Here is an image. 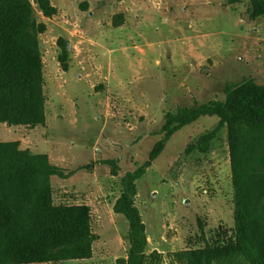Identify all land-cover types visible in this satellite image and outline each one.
Instances as JSON below:
<instances>
[{"label": "rangeland", "instance_id": "1", "mask_svg": "<svg viewBox=\"0 0 264 264\" xmlns=\"http://www.w3.org/2000/svg\"><path fill=\"white\" fill-rule=\"evenodd\" d=\"M52 2V18L36 10L47 24L41 48L49 125L36 127V140L25 135V144L66 168L67 177L51 178L54 200L88 204L97 239L89 259L43 264H116L129 248L128 220L113 210L122 176L149 159L167 111L223 100L227 84L244 78L264 85V16L251 17V0ZM118 14L123 24L115 27ZM60 37L70 42L67 71L58 61ZM218 120L201 116L183 126L137 180L148 250L163 252L166 264L173 252L234 228L227 130L209 153L186 154ZM3 126L1 139L30 133L5 135ZM107 159L117 160L118 175Z\"/></svg>", "mask_w": 264, "mask_h": 264}, {"label": "trees", "instance_id": "2", "mask_svg": "<svg viewBox=\"0 0 264 264\" xmlns=\"http://www.w3.org/2000/svg\"><path fill=\"white\" fill-rule=\"evenodd\" d=\"M47 18L58 13L52 0H0V123L35 128L46 125V92L41 35ZM253 18L264 16V0H251ZM123 15L114 18L115 27ZM58 61L69 69L70 42L57 40ZM223 100L178 107L165 113L161 138L149 159L121 178L113 210L128 220L129 248L116 264H166L164 253L148 250L146 223L136 203L137 180L162 153L172 135L201 116L217 124L190 143L186 154L209 153L223 129L232 171L234 228L219 231L197 248L170 254L172 264H264V85L254 78L227 84ZM118 175L116 159L104 160ZM91 164L80 166L88 169ZM69 175L47 153L0 139V264H43L89 259L97 234L86 203L56 202L51 178Z\"/></svg>", "mask_w": 264, "mask_h": 264}, {"label": "crops", "instance_id": "3", "mask_svg": "<svg viewBox=\"0 0 264 264\" xmlns=\"http://www.w3.org/2000/svg\"><path fill=\"white\" fill-rule=\"evenodd\" d=\"M53 3V2H52ZM43 59H44V64H45V62H46V59H45V57L43 56ZM45 68H46V64H45V67H44V73H45ZM1 124V123H0ZM4 124V128L2 129V134L4 133L5 135H9L11 132L12 133H17L18 131H23L24 129H28L29 131H30V133L29 134H24V133H21L20 134V136L19 137H15L13 140H18V141H20V143L22 144V146H24V147H22V148H29V145H26L25 144V135L27 136V137H30V138H32V137H34V139H35V136L37 135L36 133H35V129H36V127L35 128H29V127H26V126H9L8 124H6V123H3ZM47 125H49V119H48V117L46 118V125L45 126H47ZM45 126H42V127H45ZM40 127V126H39ZM0 135H1V133H0ZM0 139H1V136H0ZM1 140H3V141H9L10 139H1ZM36 140V139H35ZM35 140H33V141H35ZM32 141V142H33ZM35 143V142H34ZM29 149H31V148H29ZM32 150V149H31ZM33 151V150H32ZM34 152V151H33ZM36 153V152H35ZM66 169V168H65ZM80 260H85V259H80Z\"/></svg>", "mask_w": 264, "mask_h": 264}]
</instances>
